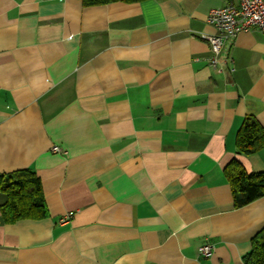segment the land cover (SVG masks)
<instances>
[{"label":"crops","instance_id":"obj_1","mask_svg":"<svg viewBox=\"0 0 264 264\" xmlns=\"http://www.w3.org/2000/svg\"><path fill=\"white\" fill-rule=\"evenodd\" d=\"M228 3L0 0V173L35 171L50 213L0 223V264H245L264 197L236 207L225 168L264 171L236 147L264 127V32L213 68Z\"/></svg>","mask_w":264,"mask_h":264},{"label":"trees","instance_id":"obj_2","mask_svg":"<svg viewBox=\"0 0 264 264\" xmlns=\"http://www.w3.org/2000/svg\"><path fill=\"white\" fill-rule=\"evenodd\" d=\"M86 6L111 2L143 0H82ZM237 153L250 155L264 147V127L254 115H247L237 133ZM236 207L264 197V171L248 172L234 159L225 168ZM0 223H15L24 219H42L50 215L41 179L29 168L0 173ZM252 246L243 256L245 264H264V226L252 237Z\"/></svg>","mask_w":264,"mask_h":264},{"label":"built area","instance_id":"obj_3","mask_svg":"<svg viewBox=\"0 0 264 264\" xmlns=\"http://www.w3.org/2000/svg\"><path fill=\"white\" fill-rule=\"evenodd\" d=\"M207 20L217 29L213 35H203L212 51L208 62L221 72L222 66L231 61L230 51L241 31L254 27L264 32V0H229L226 6L212 9ZM234 70L232 67L231 71ZM52 151L67 153L59 145H53ZM68 218L69 216H66L63 220L66 221ZM214 249L213 243L206 242L200 247V254L209 256Z\"/></svg>","mask_w":264,"mask_h":264}]
</instances>
